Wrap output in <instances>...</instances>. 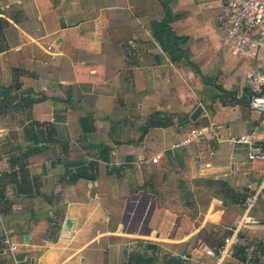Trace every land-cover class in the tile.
<instances>
[{"label":"crops","instance_id":"crops-1","mask_svg":"<svg viewBox=\"0 0 264 264\" xmlns=\"http://www.w3.org/2000/svg\"><path fill=\"white\" fill-rule=\"evenodd\" d=\"M164 19L187 37V59L173 62L155 39ZM225 21L221 0H0V179L10 175L0 264H216L199 242L223 243L264 176L263 161L224 141L254 134L264 145L246 78L264 71V47L255 59L228 49L227 61ZM30 91L47 100L22 106ZM155 113L173 124L145 133ZM191 127L208 133L177 147ZM170 176L198 212L146 190ZM212 182L240 203L211 197ZM251 214L258 224L243 230L233 264H264V198Z\"/></svg>","mask_w":264,"mask_h":264},{"label":"built area","instance_id":"built-area-1","mask_svg":"<svg viewBox=\"0 0 264 264\" xmlns=\"http://www.w3.org/2000/svg\"><path fill=\"white\" fill-rule=\"evenodd\" d=\"M224 3L226 21L223 42L229 47L233 57L238 59H255L264 47V0H221ZM246 78L251 90L249 106L252 110L264 113V71L250 69ZM208 133L205 128L191 127L186 137L177 145L187 146L202 140ZM224 141L247 150L250 161L264 162V145L257 141L254 134L231 135ZM160 156L152 159L158 163ZM252 196L244 200L245 211L239 222L230 230L218 247H211L199 242L198 248L207 256L216 260V264H233L235 247L242 239V232L249 226L258 224L252 214V208L258 199L264 198V176L254 189ZM17 245H12L16 250Z\"/></svg>","mask_w":264,"mask_h":264},{"label":"trees","instance_id":"trees-1","mask_svg":"<svg viewBox=\"0 0 264 264\" xmlns=\"http://www.w3.org/2000/svg\"><path fill=\"white\" fill-rule=\"evenodd\" d=\"M153 34L155 39L160 43L163 50L171 57V60L173 62H179L182 59H187V56L183 49L180 47V44L185 42L187 40V37H182L177 35L172 27L170 26V20L164 19L161 22H154L153 24ZM25 97L23 98L24 103H22V106L24 107H31L34 104L41 103L47 100L46 95H42L41 93H33L30 91L28 94L24 93ZM89 117H83L81 120L83 128H85V132L89 131ZM173 116L166 113H155L149 116L146 126L144 127V132L146 133L150 128H166L173 123ZM34 125V124H33ZM38 125V124H37ZM87 125V126H86ZM39 133L42 134L44 139L48 142H53L51 140V134L50 132H46V130L39 129ZM34 138H36L34 136ZM39 139L36 138L35 142L39 143ZM9 174H5L0 179V194H3L5 191V187L7 183L9 182ZM210 188L212 189V194L214 198L220 199L224 201V204L227 203V199L230 201H233V203H240L238 198L240 197L239 194H230L228 191L227 185L224 183H218V182H212L209 183ZM150 190L152 192H155L159 197L160 194H163L164 192L161 191V186H157L152 182H146V190ZM147 190V191H148ZM220 192H225L226 194H220ZM168 194V193H164ZM243 197V196H242ZM243 198H246L245 196ZM244 201V200H243Z\"/></svg>","mask_w":264,"mask_h":264},{"label":"rangeland","instance_id":"rangeland-1","mask_svg":"<svg viewBox=\"0 0 264 264\" xmlns=\"http://www.w3.org/2000/svg\"><path fill=\"white\" fill-rule=\"evenodd\" d=\"M223 51L222 55L229 62H232V57H229L227 45L222 46ZM171 177V178H170ZM170 180H165L160 183L161 191L168 194H160V204L162 206L170 207L172 210L177 213H186L188 215H193L198 212V203L196 202V194H184L186 189H183L182 183L174 182V177L170 176ZM198 199L204 203L205 197L200 194ZM211 196V194H210ZM213 197V196H211Z\"/></svg>","mask_w":264,"mask_h":264},{"label":"water","instance_id":"water-1","mask_svg":"<svg viewBox=\"0 0 264 264\" xmlns=\"http://www.w3.org/2000/svg\"><path fill=\"white\" fill-rule=\"evenodd\" d=\"M200 111H201V108H199V109L197 110L195 116L193 117L194 120L196 119V116L200 113ZM72 225H73V221H72V219H67V220H66V226H67L68 228H70ZM27 239H28V238H27Z\"/></svg>","mask_w":264,"mask_h":264}]
</instances>
